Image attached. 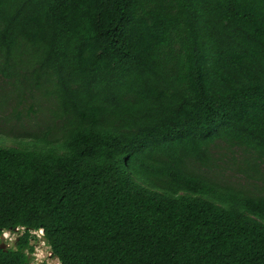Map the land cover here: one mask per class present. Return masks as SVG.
Segmentation results:
<instances>
[{"label":"trees","instance_id":"16d2710c","mask_svg":"<svg viewBox=\"0 0 264 264\" xmlns=\"http://www.w3.org/2000/svg\"><path fill=\"white\" fill-rule=\"evenodd\" d=\"M8 100L0 264H264V0H0Z\"/></svg>","mask_w":264,"mask_h":264},{"label":"rangeland","instance_id":"374dc122","mask_svg":"<svg viewBox=\"0 0 264 264\" xmlns=\"http://www.w3.org/2000/svg\"><path fill=\"white\" fill-rule=\"evenodd\" d=\"M16 93V89L14 90ZM30 102L24 103L23 105L17 108L18 111L21 112V117L19 120H16L12 114V106L14 105V101L8 100L5 107L0 108V136L11 137L14 140L17 139L24 140L29 137L30 133L42 134L43 131H46L48 127L52 124L51 116L47 111L48 103L44 101H39L35 104L33 103V107L30 110ZM50 116V117H49ZM13 136V137H12ZM7 145H15L14 141H7ZM214 150L213 162L217 164L218 170L223 169L225 167L226 162L231 160L232 154L227 150H224L226 153L222 155L221 152H216ZM226 176L231 180L234 179L231 177V173L227 167L225 168ZM215 171V170H212ZM239 176V174L237 173ZM18 235V231H6L0 235V243H5L7 247H14V240ZM36 235V234H35ZM33 246V254L32 261L34 263L45 260L48 264H60L58 260L50 255L49 246L46 244L44 237L38 238L36 235L35 239L32 240Z\"/></svg>","mask_w":264,"mask_h":264},{"label":"built area","instance_id":"2783aa9c","mask_svg":"<svg viewBox=\"0 0 264 264\" xmlns=\"http://www.w3.org/2000/svg\"><path fill=\"white\" fill-rule=\"evenodd\" d=\"M21 230H23V227L21 228ZM30 233H32V234H36L37 236H38V238H39V236L40 237H42V235H43V231H42V229H38V230H30Z\"/></svg>","mask_w":264,"mask_h":264},{"label":"water","instance_id":"95a60500","mask_svg":"<svg viewBox=\"0 0 264 264\" xmlns=\"http://www.w3.org/2000/svg\"><path fill=\"white\" fill-rule=\"evenodd\" d=\"M0 248L5 250L7 248V245L5 243H0Z\"/></svg>","mask_w":264,"mask_h":264},{"label":"clouds","instance_id":"9594fccd","mask_svg":"<svg viewBox=\"0 0 264 264\" xmlns=\"http://www.w3.org/2000/svg\"><path fill=\"white\" fill-rule=\"evenodd\" d=\"M21 228H22V227H19V228H17L15 231L21 230ZM39 229H42V228H39ZM34 230H38V229H34ZM42 231H43V230H42ZM3 232H6V230L3 231ZM3 232H2V233H3ZM1 235H2V234H1ZM34 236L36 237V235H34ZM42 237H43V235H42ZM32 254H33V253H32ZM50 255H51V253H50Z\"/></svg>","mask_w":264,"mask_h":264}]
</instances>
